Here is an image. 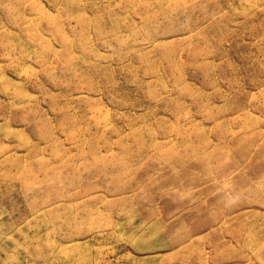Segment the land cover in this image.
Listing matches in <instances>:
<instances>
[{"label": "rangeland", "instance_id": "rangeland-1", "mask_svg": "<svg viewBox=\"0 0 264 264\" xmlns=\"http://www.w3.org/2000/svg\"><path fill=\"white\" fill-rule=\"evenodd\" d=\"M0 264H264V0H0Z\"/></svg>", "mask_w": 264, "mask_h": 264}]
</instances>
